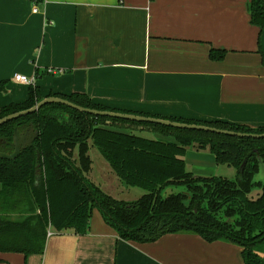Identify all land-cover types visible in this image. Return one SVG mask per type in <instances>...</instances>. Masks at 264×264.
I'll list each match as a JSON object with an SVG mask.
<instances>
[{
	"label": "crops",
	"instance_id": "crops-1",
	"mask_svg": "<svg viewBox=\"0 0 264 264\" xmlns=\"http://www.w3.org/2000/svg\"><path fill=\"white\" fill-rule=\"evenodd\" d=\"M248 3L0 0V107L25 101L33 87L40 99L83 93L94 104L132 114L262 127L264 27L250 22ZM211 49L223 50V58H210ZM15 74L34 82H17ZM184 160L195 176H235L206 149H187ZM91 161L89 179L107 192ZM254 179L264 180V163ZM259 193L255 187L248 197ZM241 249L187 232L124 240L93 209L86 233L47 230L42 253L0 249V264H244Z\"/></svg>",
	"mask_w": 264,
	"mask_h": 264
},
{
	"label": "trees",
	"instance_id": "trees-1",
	"mask_svg": "<svg viewBox=\"0 0 264 264\" xmlns=\"http://www.w3.org/2000/svg\"><path fill=\"white\" fill-rule=\"evenodd\" d=\"M248 9L250 22L264 27V0H249ZM223 55V50L209 52L212 59ZM3 90L4 82H0V92ZM59 97L85 108L132 113L94 104L83 93ZM39 100L38 90L29 87L25 101L0 107V118ZM133 114L264 133V126ZM116 122L128 123L120 125H129L132 130L116 129ZM29 125L38 131L35 140L14 159L0 157V249H16L25 255L42 253L47 230L82 235L89 229L92 210L97 209L124 240L149 242L166 233H195L206 241L223 240L240 246L244 264H264V180L254 181L258 158L264 159V138L92 115L51 102L1 124L0 152L13 150L15 126L23 130ZM136 127L173 140L143 136L134 131ZM90 146L124 185L142 190L137 199H117L89 179ZM188 148L208 149L216 164L235 168V176H195L186 169ZM171 186L183 190L164 194ZM255 187L260 193L248 197Z\"/></svg>",
	"mask_w": 264,
	"mask_h": 264
},
{
	"label": "water",
	"instance_id": "water-1",
	"mask_svg": "<svg viewBox=\"0 0 264 264\" xmlns=\"http://www.w3.org/2000/svg\"><path fill=\"white\" fill-rule=\"evenodd\" d=\"M51 102L61 103V104L68 106L69 108H73L77 111L85 112V113L92 114V115H103V116H109V117L123 118V119L131 120V121L158 123V124L169 125V126L177 127V128L197 129V130L216 132V133L226 134V135L236 136V137L264 138V133L237 132V131H231V130L220 129V128H215L211 126L201 125V124L182 123V122L171 121L168 119L151 117V116L136 115L132 113H122V112H116V111H110V110H96V109H91V108H85V107L74 104L70 102L69 100L58 97V96H47L45 98L40 99L36 104H34L33 106L27 109H23L17 112L7 114L0 118V125L9 120L33 113L37 111L41 106L47 103H51ZM37 136H38V131L35 130L31 125L27 126L23 130H19V128L15 126L13 130V137H12L13 150L11 152H7V151L0 152V157L6 158V159H14L15 157L18 156L21 149L31 144ZM91 147L92 146H90V148ZM88 154H89V151H88Z\"/></svg>",
	"mask_w": 264,
	"mask_h": 264
},
{
	"label": "rangeland",
	"instance_id": "rangeland-1",
	"mask_svg": "<svg viewBox=\"0 0 264 264\" xmlns=\"http://www.w3.org/2000/svg\"><path fill=\"white\" fill-rule=\"evenodd\" d=\"M106 124H112V123L107 121ZM113 124H115L114 126L115 128H121L120 126H122L124 129L126 128V129L132 130V127L129 125H120V124H128V123L116 122ZM134 131H138V132L142 131L144 136H147V135L151 136L152 134L156 133V132H151L150 129L144 128V127L142 129L136 127ZM142 132L140 134H142ZM89 153H90L91 159L94 162V165L96 166V169L94 171V177L95 178L98 177L99 179H101L102 183H107L110 186L109 188H105L108 194L113 195L117 199H122V200H127V201L135 200L140 196L142 192L141 189L136 188V187H127L119 179L115 177L116 175L114 173L113 174L115 176L109 171L108 163L100 155V153L95 147L92 146L89 150ZM113 178H116V179H113ZM181 190H183L181 186H171V187H167L163 193L168 194L171 192H178ZM8 238L10 239L9 240L10 242L12 238H10L9 236ZM260 248H262V246H260ZM259 252L262 253L261 251Z\"/></svg>",
	"mask_w": 264,
	"mask_h": 264
},
{
	"label": "built area",
	"instance_id": "built-area-1",
	"mask_svg": "<svg viewBox=\"0 0 264 264\" xmlns=\"http://www.w3.org/2000/svg\"><path fill=\"white\" fill-rule=\"evenodd\" d=\"M33 11H36V8H33ZM48 72H52V71L48 70ZM14 80L23 84L31 85L34 82V77H27L22 74H15Z\"/></svg>",
	"mask_w": 264,
	"mask_h": 264
},
{
	"label": "flooded vegetation",
	"instance_id": "flooded-vegetation-1",
	"mask_svg": "<svg viewBox=\"0 0 264 264\" xmlns=\"http://www.w3.org/2000/svg\"><path fill=\"white\" fill-rule=\"evenodd\" d=\"M193 124V123H192ZM251 128H253V127H251ZM245 133H247V132H245ZM251 138V137H250ZM188 149H190V148H188ZM198 150H202V149H198ZM207 151H208V149H206ZM209 152V151H208ZM186 153V152H185ZM210 153V152H209ZM210 154H212V153H210ZM213 155V154H212ZM214 156V155H213ZM214 161H215V159H214ZM216 163V162H215ZM262 163H264V159L263 158H258V171H257V173H259V170H260V166H261V164ZM217 165H219V164H217ZM221 166H227V165H221ZM227 167H231V166H227ZM233 168V167H232ZM235 169V168H234ZM235 173H236V170H235ZM257 173L254 175V178H255V176L257 175ZM254 181H255V179H254Z\"/></svg>",
	"mask_w": 264,
	"mask_h": 264
}]
</instances>
